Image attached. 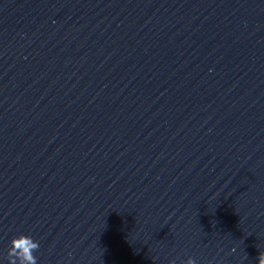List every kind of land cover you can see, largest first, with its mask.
<instances>
[{"label":"water","instance_id":"95a60500","mask_svg":"<svg viewBox=\"0 0 264 264\" xmlns=\"http://www.w3.org/2000/svg\"><path fill=\"white\" fill-rule=\"evenodd\" d=\"M257 264L264 0H0V264Z\"/></svg>","mask_w":264,"mask_h":264},{"label":"clouds","instance_id":"9594fccd","mask_svg":"<svg viewBox=\"0 0 264 264\" xmlns=\"http://www.w3.org/2000/svg\"><path fill=\"white\" fill-rule=\"evenodd\" d=\"M40 244L31 236L21 234L10 241L8 249L9 264H37V257L34 253L39 249ZM170 264H175L170 261ZM187 264H196L195 260L189 258ZM257 264H264V252L260 251L257 256Z\"/></svg>","mask_w":264,"mask_h":264}]
</instances>
